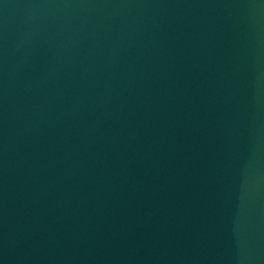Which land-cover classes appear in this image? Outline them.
Masks as SVG:
<instances>
[{"label":"water","instance_id":"1","mask_svg":"<svg viewBox=\"0 0 264 264\" xmlns=\"http://www.w3.org/2000/svg\"><path fill=\"white\" fill-rule=\"evenodd\" d=\"M0 264H264V0H0Z\"/></svg>","mask_w":264,"mask_h":264}]
</instances>
